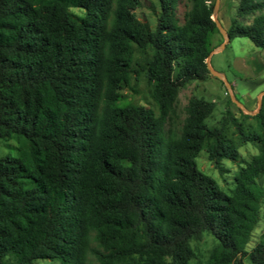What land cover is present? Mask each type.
<instances>
[{"label":"trees","instance_id":"obj_1","mask_svg":"<svg viewBox=\"0 0 264 264\" xmlns=\"http://www.w3.org/2000/svg\"><path fill=\"white\" fill-rule=\"evenodd\" d=\"M235 1L228 38L264 49V0ZM154 2L151 27L140 0H0V139L17 143L0 156V264H264V230L246 249L264 199V95L241 111L254 127L228 110L210 126L213 102L192 96L180 131L166 129L179 88L209 74L216 25L210 0H187L182 23L178 0ZM140 74L157 114L120 102ZM248 142L258 152L228 193L197 169L201 149L235 163ZM204 232L215 243L199 262Z\"/></svg>","mask_w":264,"mask_h":264},{"label":"rangeland","instance_id":"obj_2","mask_svg":"<svg viewBox=\"0 0 264 264\" xmlns=\"http://www.w3.org/2000/svg\"><path fill=\"white\" fill-rule=\"evenodd\" d=\"M215 0H210L214 3ZM187 0H178L175 14L180 23L183 22L184 13L188 9ZM235 0H220L215 14L216 20L224 29L229 25V18L235 14ZM71 12L77 13V9L70 8ZM264 13V8H263ZM156 5L154 0H140V6L135 10V15L140 20H147L153 26ZM243 23H251L252 17L240 19ZM210 47L208 51L207 64L217 74L224 76L230 88L218 76L209 72L203 79L191 80L181 86L178 90L175 103L170 113V118L165 123V128L178 133L184 117L186 116V105L190 97L213 102L214 108L211 115L206 119L210 126L218 125L222 116L228 110L244 124L255 126L253 118H242V113L252 115L257 110V100L260 92L264 91V49L255 47L246 37H231L224 42V36L216 28L209 35ZM136 56H139L136 53ZM175 72L173 73V76ZM118 92L121 95V103H133L148 107L157 114V107L152 99V84H149L142 74L130 76L129 81L122 84ZM242 106V107H241ZM250 111L251 113H248ZM227 135L234 141L237 139L233 127L227 125ZM17 143L14 140L0 139V156L6 154L15 155ZM238 161L233 163L229 160H221L217 165L213 164L207 157L204 149L195 157L197 169L210 175L218 183L220 188L229 192L233 188V177L238 166H243L249 158L258 152L256 145L251 142L242 144L238 148ZM264 230V199L261 203L259 220L253 229L246 249L249 250L260 238ZM215 243L213 237L204 232L202 239L192 242L196 259L203 262L208 250ZM244 264H248L246 260ZM32 264H60L57 259H35Z\"/></svg>","mask_w":264,"mask_h":264},{"label":"water","instance_id":"obj_3","mask_svg":"<svg viewBox=\"0 0 264 264\" xmlns=\"http://www.w3.org/2000/svg\"><path fill=\"white\" fill-rule=\"evenodd\" d=\"M219 1H220V0H215L214 3H213V6H212V12H211V19L214 21V23H215V25H216V28H217V29L221 32V34L224 36V42H223V44L220 45V47H223L224 44L229 40V38H228V35H227V32H226V29H224V28L221 26V24H220V23L216 20V18H215V14H216V12H217V8H218V5H219ZM207 59H208V56L205 58V63H206V66H207L209 72L212 73V74H214V75H216V76H218V77H220V78L225 82L226 87L229 89L230 86H229V84H227V82L225 81L224 76H221V75L217 74L215 71H213V70H211V69L209 68V66H208V64H207ZM262 95H264V91L260 92V94L258 95V100H257V104H258V106H257V108H258L259 105H260V97H261ZM247 112H248V113H251L250 111H247Z\"/></svg>","mask_w":264,"mask_h":264},{"label":"crops","instance_id":"obj_4","mask_svg":"<svg viewBox=\"0 0 264 264\" xmlns=\"http://www.w3.org/2000/svg\"><path fill=\"white\" fill-rule=\"evenodd\" d=\"M242 107V106H241Z\"/></svg>","mask_w":264,"mask_h":264}]
</instances>
